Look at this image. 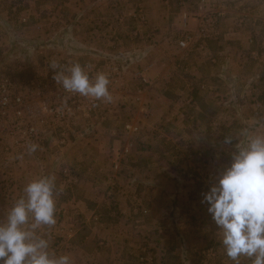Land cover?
<instances>
[{"label": "rangeland", "instance_id": "1", "mask_svg": "<svg viewBox=\"0 0 264 264\" xmlns=\"http://www.w3.org/2000/svg\"><path fill=\"white\" fill-rule=\"evenodd\" d=\"M55 1L63 3V6L54 4ZM83 1L88 3L90 0ZM202 1L199 0L194 20L189 22L191 3L187 0H162L161 6L165 10L169 7L172 10L171 14L160 20H156V10L149 8L146 12L143 5L134 9L133 6H127L124 0H101V3H93L82 15L78 11L80 0H35V4L19 0L0 1L3 17L9 19L0 21V220L4 219L7 210L24 194L20 188H13L15 184L22 182L26 186L33 179L49 175L55 176L56 182L61 180L60 182L69 184H72L68 181L74 176H82L79 182L106 183V173L102 176L95 174V178L90 179L87 176L92 173L81 172L75 175L72 172V168H78L75 157H71L74 158L71 160L72 166L64 164V161L69 160L67 152L73 155L70 150L74 144L84 142L86 148L95 149V143L102 142L101 149L111 151L108 154L111 180H127L126 194L136 195L135 199L141 197L134 203L137 211L135 216L128 217L130 221L125 224L132 241L129 246L131 253L127 251L125 255L121 252L120 239L116 240L115 237L112 240L116 242L118 261L125 259L124 264H233L221 243L219 229L208 212L209 205L202 203V194L210 190L219 173L215 163L218 159L212 158L215 168L210 166V170L205 168L204 171L193 174L190 163L198 165L201 157L191 155V151H184L181 159L185 161L179 175L181 180L175 178L172 184L160 188V200L154 205L153 199L159 188L156 181L161 179L158 168L151 165L148 156L143 158L146 164L141 168L137 166L138 152L141 153L143 147H148L141 142L144 135L143 124L151 122L156 111L155 99L151 96L153 90L158 99L160 96H167L163 98L164 116L168 112L178 111L185 118L191 117L189 92L181 90L175 96L180 98L181 105L178 106L177 102L173 107L170 104L174 100L172 96L157 89L190 83L189 56L192 48L196 43L206 42L216 36V23L226 9L227 0L220 4L213 0ZM64 8L67 15L63 13ZM110 18L114 22H108ZM127 18L133 20L132 24L125 21ZM204 23L210 30L208 37L201 40L193 37L186 47H182L180 43L187 37L194 36L193 33ZM53 61L66 66L80 63L90 77L97 73L107 74L112 101H98L79 93L66 92L53 79L55 72L50 68ZM262 79L264 81V77ZM228 85L235 86L234 80L228 82ZM200 90L209 92L211 88L200 85ZM260 98H264L262 91L256 106L243 111L228 106L227 116L258 115L260 124L254 131L256 134H264V100ZM247 99L251 100L250 94ZM128 126L132 130L127 129ZM111 127L118 130L117 136L121 135V147L116 150L115 157H111L114 152L109 147V139H94V134L102 135L105 133L104 128ZM163 127L169 133L179 130L178 126H171V122ZM224 127L233 141L228 145L227 156L220 158L221 162H228L230 165L236 144L246 143L242 130L247 129L250 134L251 129L245 123L228 124ZM135 128L137 131L133 130ZM30 144L39 146L36 150L39 152L34 156L36 160H32L35 162L40 159L42 164H39L38 170L30 164L33 154H28ZM172 145V141L167 143L169 153L174 150ZM45 147H49L48 150L41 152ZM166 174L167 172L162 173L163 177ZM139 179L142 182L138 185ZM167 182L164 180L162 184ZM24 186H21L22 190ZM71 186L70 189L77 192L76 186ZM87 191L91 192L88 188ZM106 191L110 192L107 188L105 193ZM97 197L101 198L102 193L94 192L93 198ZM91 203L94 204L91 207L104 208L103 203ZM113 203L115 201H109L108 211L111 207H116V211L121 209L120 202H116V205ZM68 207L71 206L58 204V208L63 209L61 211ZM131 207L129 205L128 208ZM80 211L78 218H73L70 214L60 216L55 212V225L50 228L43 226L40 231H55L62 240L73 239L79 231H101L82 228L88 215ZM126 216L125 213L124 216H117L122 224L109 230L117 231L110 235L112 238L124 226ZM154 219H158L156 227L161 229L155 228L152 231L153 227L150 226L151 230L147 228L150 222L157 223ZM131 222L146 227L128 230ZM156 244H161L162 249L156 250ZM85 262L86 258L81 256V251L78 258L71 260V264H86ZM241 264H251V260L241 257Z\"/></svg>", "mask_w": 264, "mask_h": 264}, {"label": "crops", "instance_id": "2", "mask_svg": "<svg viewBox=\"0 0 264 264\" xmlns=\"http://www.w3.org/2000/svg\"><path fill=\"white\" fill-rule=\"evenodd\" d=\"M19 1L23 3L29 2L30 4L35 2V0ZM82 1L83 0H80L78 4V11L81 15L85 10L90 9L93 3H101V0H90L88 3ZM124 1L127 2L125 3L127 6H133L134 9L143 5L146 8V12L149 8L153 11L156 10V20L168 16L171 14L170 11L172 10L170 7L165 10V8L161 6L162 0ZM187 1L191 3L189 22L194 20V14L196 13L195 11L199 4V0ZM213 1L220 4L224 0ZM54 4L61 6L63 3L55 1ZM26 6L27 8L29 7V5ZM1 7L0 5V8ZM63 13L67 15L65 8L63 9ZM0 15L3 17L1 9ZM221 16L222 17H220L216 23V36L206 42L201 41L196 43L195 47L191 50V55L189 56V61L191 62L190 83L179 87L173 84L162 89L156 88L158 91L162 90L166 95L172 96L175 101L171 100L172 103L170 104H172L173 107L176 106L177 102H179L178 106L181 105L180 98H175L181 90L189 92L188 96L191 98V117L185 118L183 116L184 114L178 111L174 113L168 112L167 116H164L162 114L163 98L167 96L163 95L158 99L155 90L151 93V96L155 99L154 106L156 111L153 120L143 124L144 135L142 136L141 142L148 145V147L145 146L142 148L143 152H138L137 160L139 162L137 166L141 168L143 164H146L143 158L148 156L147 158H149L148 160L151 162V165H154L155 169L158 168L161 179L156 181V186L159 188L157 189L158 194H156L153 199L152 205L158 203L160 200L161 194L158 191L160 188H163L164 185L172 184L175 178L179 181L181 180L179 179V175L182 163L185 161L181 159V157H184L182 154L184 151H191V155L201 157L199 158V161L201 159V163L199 162L198 165L193 162L190 163L191 173H199L204 171L205 168L210 170L211 167H216L215 163L218 166L216 168H218L220 172L225 167L229 166L227 164L228 162L223 163L220 158L221 156H227L229 152L228 145L222 143L225 136H228L225 130L226 127L224 126L228 124L245 123L246 125H250V134H256L254 129L260 124V117L258 115L250 117H238V115L227 116L226 109L228 106L231 108L236 107L241 111L248 107L253 108L258 103L257 98L260 92H264V81L262 79L264 77V0H227L226 9ZM2 17H0V21L9 20L4 17L3 19ZM125 21L131 23L133 20L127 18ZM108 22H114V19L110 18ZM156 26L160 28L159 24H156ZM193 27L194 25L191 22V28ZM233 65H235V67H232ZM233 80L235 86H229L228 82H233ZM200 85H207L211 88V91L202 92L200 90ZM249 94L251 98L250 101L247 99V95ZM233 95L234 97H232ZM230 97L231 99H228ZM164 112L166 113L165 110ZM167 122H171V126H178L179 130H177V132H167L163 127ZM262 122L263 121H261V123ZM97 129H99V127H97ZM186 129H188V131H186ZM104 130L105 133L102 135L94 134V139H109V147H112V151L114 152L111 157H115L116 150L121 147V145H119L121 142L119 137H121V135L119 134L117 136L118 130L113 127H111V129L104 128ZM58 141L61 142L62 140L60 141V139H58ZM170 141H172V147L174 148L171 153H169V147L167 146V143ZM101 143L102 142L95 143V149L86 148L84 142L74 144L70 150L73 155L67 152V159L70 161H64V164L72 166L73 163L71 160L73 161L74 158L71 157H75V164L78 166L77 169L72 168V172L75 175L81 174V172L92 173L87 176V179H90L95 178V174L102 176L106 173V183L94 181H88L87 183L84 181L79 182L82 176H74V180L72 178L68 181L72 184L60 182L61 180L56 182L58 190V194L56 195V212H58L60 216L70 214L73 218H78L81 215L80 210H82L83 213L88 215L85 219L87 221H85V225L83 224L82 228H92L93 230L100 229L101 231H79L76 237L73 239H66L67 241L58 238L55 231L44 230L40 232L44 238L49 240V251L51 253L57 256L68 255L70 261L74 258H78L79 252L81 251V256L86 258V264H124L126 261L125 259L119 261L116 259V242H112V240H114L115 237H117L116 240L120 239L121 252L125 255L127 251L131 253L129 246L132 245V241L129 231H126L125 224L128 221V217H131L137 212L136 208H134V203L141 197L135 199L136 195L129 196L126 194L127 180H111L110 173L112 171L109 169L108 158V154L111 151L109 149L103 151L101 149ZM47 148L49 147L43 148L45 151L43 150L41 152H46L48 150ZM38 152L39 151L34 152L35 154L33 153L30 159V164L36 166V170H38L39 164H42L39 158L35 162L32 161L36 160L34 156ZM212 158H217L219 161L217 160L218 162L215 161V163H213ZM77 161L79 163H76ZM164 172H167V174L163 177L162 173ZM107 177H109V180H107ZM139 180L140 182H137L138 185L142 182L141 179ZM164 180L168 181L167 184H162ZM192 181L191 179V182ZM24 184L25 183L22 182L20 184H15L13 188H20L21 191H23L21 186H24ZM73 185L76 186L77 192H73L72 188L70 189V186L73 187ZM87 188L91 190V192L87 191ZM106 188L110 192L106 191L105 193ZM60 189H62V191H59ZM98 189L99 191H96ZM94 192L102 193V197H97V199L93 198ZM140 192L141 191H139V193ZM106 194L114 195L107 196ZM92 201L98 204L103 203L102 206L104 208L100 209V206L91 207V205H94L91 203ZM99 201L101 203H99ZM109 201H115V203H113L114 205H116V202L118 204L120 202L122 210L116 211V207H111V210L108 211ZM58 204L71 207L61 211L63 209L60 210ZM129 205H132L130 209L128 208ZM124 213L127 214L124 226L118 231L119 233L112 238L110 235H113V233L117 231L109 230L122 224L117 216H124ZM154 221L157 223L153 224L150 222L147 228L151 230V227H153L152 231H154L155 228L161 229L160 227H156L158 219H154ZM135 224V222H131L128 225V230H140L146 227H140ZM140 232L144 233L146 231ZM155 240H158V238ZM155 249H162V245L156 244Z\"/></svg>", "mask_w": 264, "mask_h": 264}, {"label": "clouds", "instance_id": "3", "mask_svg": "<svg viewBox=\"0 0 264 264\" xmlns=\"http://www.w3.org/2000/svg\"><path fill=\"white\" fill-rule=\"evenodd\" d=\"M50 68L55 72L53 79L66 92L112 101L107 74L90 77L80 63L66 66L53 61ZM242 135L246 143L236 144L230 165L202 194V203L209 205L208 212L233 264H241V257L250 259L251 264H264V134H249L245 129ZM232 141L231 136H225L222 143L231 145ZM38 147L30 144L28 154ZM23 193L0 220V264H71L68 255L49 251V240L40 232L43 226L50 228L56 223L55 176L33 179Z\"/></svg>", "mask_w": 264, "mask_h": 264}, {"label": "built area", "instance_id": "4", "mask_svg": "<svg viewBox=\"0 0 264 264\" xmlns=\"http://www.w3.org/2000/svg\"><path fill=\"white\" fill-rule=\"evenodd\" d=\"M204 2H205V0L202 1V3H204ZM200 26H201V25H200ZM200 26H199L198 30H197L195 33H193L194 36L187 37V39H186L185 41H182V42L180 43V45H181L182 47H186L187 42H188L190 39L192 40L193 37H194V39H195V38H198L199 40L208 37V35H209V31H210V30L208 29V26H207L205 23H204V25H203L201 28H200ZM197 32H198V34H197ZM127 129H131V130H132V127L128 126ZM133 130L137 131V128H135V129H133ZM128 151H129V149L127 148V149H126V152H128Z\"/></svg>", "mask_w": 264, "mask_h": 264}, {"label": "trees", "instance_id": "5", "mask_svg": "<svg viewBox=\"0 0 264 264\" xmlns=\"http://www.w3.org/2000/svg\"><path fill=\"white\" fill-rule=\"evenodd\" d=\"M263 95H264V92H263ZM261 100H264V98H260Z\"/></svg>", "mask_w": 264, "mask_h": 264}]
</instances>
